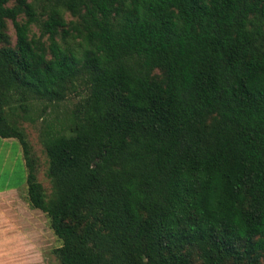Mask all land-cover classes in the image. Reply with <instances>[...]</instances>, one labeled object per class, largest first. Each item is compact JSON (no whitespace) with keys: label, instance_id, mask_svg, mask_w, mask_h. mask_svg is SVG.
Returning a JSON list of instances; mask_svg holds the SVG:
<instances>
[{"label":"trees","instance_id":"1","mask_svg":"<svg viewBox=\"0 0 264 264\" xmlns=\"http://www.w3.org/2000/svg\"><path fill=\"white\" fill-rule=\"evenodd\" d=\"M0 138L58 264H263L264 0H0Z\"/></svg>","mask_w":264,"mask_h":264},{"label":"rangeland","instance_id":"2","mask_svg":"<svg viewBox=\"0 0 264 264\" xmlns=\"http://www.w3.org/2000/svg\"><path fill=\"white\" fill-rule=\"evenodd\" d=\"M10 5H12V3ZM39 11L40 10H38V12ZM65 19L68 22L73 20L69 14H65ZM18 20L21 22L25 21L26 18L24 14H22ZM7 26V33L10 37L11 45L13 46L16 42L15 30L11 22H8ZM29 37H33L35 39L40 37V29L38 26L32 25L30 27ZM42 42H44L46 46L49 44L47 37H43ZM78 100L79 96L73 93L69 95L67 100L64 102L47 108L41 117H39L40 113L37 110V113L35 112L32 115L34 118L33 121L20 119L18 122V126L24 130L32 147L33 156L37 165V178L44 187L47 195L51 193V183L47 177L48 163L41 141V135L48 127L59 130L60 126L64 123L69 112ZM36 108L37 107L35 106L34 110H36ZM11 143H14L17 148L20 147L18 142L15 140H11ZM7 181H10L11 185L21 186L19 188V192L22 193L20 196L21 199L17 201V204L20 205L22 212L17 211L18 214L15 216H12L11 212L8 214L7 220H15L16 225L18 226L10 229L8 235L6 236V238H14V244L11 248H9L10 246L8 247L7 244V248H9L7 252L15 253L18 256L23 254L28 255L32 252L33 254H36L38 264H58V261L53 254V250L60 246V242L49 228L46 216L40 212H36V214L31 212V208L27 204L26 169L24 162L21 158L19 161L16 159L14 149L13 151H7L6 147L1 146L0 144V189L5 186ZM6 218L7 217H2L1 219ZM30 220L32 221V224L37 222L36 230H30V228L24 226V223ZM17 262L20 264L22 261L17 260Z\"/></svg>","mask_w":264,"mask_h":264},{"label":"crops","instance_id":"3","mask_svg":"<svg viewBox=\"0 0 264 264\" xmlns=\"http://www.w3.org/2000/svg\"><path fill=\"white\" fill-rule=\"evenodd\" d=\"M0 140H1L0 141L1 146L6 147L7 151H13V149H14L16 159L19 161L21 158V160H23V162H24L21 148L20 147L17 148V146L14 143H11V140H13V139H2V138H0ZM24 166H25V162H24ZM25 169H26V167H25ZM20 187L21 186L11 185L10 181L9 182L7 181L5 186L0 189V256H1L0 257V264H19L17 262V260L22 261V262H20V264H38V258L36 257V254H33L32 252H30V254H28V255L23 254L20 256L16 255L15 253L7 252L9 250V248H11V246L14 244L13 243L14 238L13 237L6 238V236L8 235V232L10 229L16 228L18 226V225H16L15 220H13V221L7 220L8 214L11 212V215L15 216L16 214H18L17 211L22 212L20 205L17 204V201H19L21 199L20 196L22 194L19 192ZM31 212L36 214V212H40V211H38V210L36 211L35 209L31 208ZM33 213H30V214H33ZM2 217H7V218L1 219ZM24 226L27 228H30V230H32V229L36 230L37 222L35 224H32L31 220L26 221L24 223ZM3 238H4V240H3ZM25 239H27V238H25ZM7 244H8V247L10 246L9 248H7ZM6 252H7V255H6Z\"/></svg>","mask_w":264,"mask_h":264}]
</instances>
